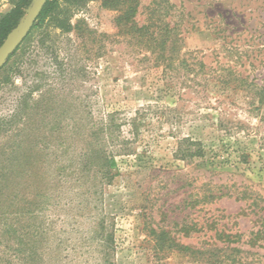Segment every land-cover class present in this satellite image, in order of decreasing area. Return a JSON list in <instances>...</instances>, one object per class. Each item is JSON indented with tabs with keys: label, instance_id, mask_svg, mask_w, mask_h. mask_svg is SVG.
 <instances>
[{
	"label": "rangeland",
	"instance_id": "1",
	"mask_svg": "<svg viewBox=\"0 0 264 264\" xmlns=\"http://www.w3.org/2000/svg\"><path fill=\"white\" fill-rule=\"evenodd\" d=\"M16 1L0 0V18ZM138 1L143 26L154 0ZM171 3L191 69L155 67L116 26L117 12L88 0L72 8L74 30L39 26L0 70V148L21 127L5 123L29 94L40 101L33 154H77L79 127L114 109L129 141L130 120L144 119L131 154L118 158L121 175L98 195L77 188L40 217L0 218V264H104L101 222L114 238L110 264H264V109L255 94L264 89V0ZM183 139L202 141L205 159L177 158ZM162 231L203 255L161 250Z\"/></svg>",
	"mask_w": 264,
	"mask_h": 264
},
{
	"label": "trees",
	"instance_id": "2",
	"mask_svg": "<svg viewBox=\"0 0 264 264\" xmlns=\"http://www.w3.org/2000/svg\"><path fill=\"white\" fill-rule=\"evenodd\" d=\"M87 1L49 0L27 38L35 29L45 24L53 30H59L61 34L70 33L76 28L71 23L72 8L79 10ZM33 2L34 0H17L14 8L0 18V49L24 19ZM139 5L138 0H102L104 8L117 12L116 26L128 31L132 41L149 54L155 67L163 68L164 71L191 69L185 55H182L183 45L178 26L171 21V11L174 7L171 0H154L148 9V20L143 26H139L136 22ZM201 66L203 68L202 64ZM255 94L258 96V108L264 109V89H257ZM30 98L31 94L24 97L18 111L9 122L5 123L8 126L20 119L21 127L15 131L13 138L11 137L13 141L8 142L9 149L6 145L0 148V218L40 217L50 207L55 206L56 200L65 192H74L77 188L85 187V194L90 198L98 195L99 188L111 185L121 175L118 158L131 154L130 145L139 139L143 126L144 119L139 115L130 120L132 140L129 141L122 133V127L128 122L120 121V111L114 109L109 111L100 122L83 124L79 127L84 133L81 138L82 148L77 154L65 156L64 153H53L48 156L41 148L33 154L27 151V143L32 144L30 128L34 111L40 101L32 104ZM54 126L51 131L56 130V125ZM207 151L202 141L183 139L179 141L175 155L182 161L204 160ZM239 158L242 163H247L246 154L241 153ZM100 225L102 229L100 233H95V238L101 248L103 263L110 264L114 255L113 234L105 235L102 232L103 222ZM154 234L161 250L165 248L178 250L183 254L190 253L193 256L203 255L200 250L179 245L166 231L160 234L154 232Z\"/></svg>",
	"mask_w": 264,
	"mask_h": 264
},
{
	"label": "water",
	"instance_id": "3",
	"mask_svg": "<svg viewBox=\"0 0 264 264\" xmlns=\"http://www.w3.org/2000/svg\"><path fill=\"white\" fill-rule=\"evenodd\" d=\"M48 1L49 0H34L24 19L8 36L7 40L0 49V70L7 64L9 58L17 51L23 41L28 37Z\"/></svg>",
	"mask_w": 264,
	"mask_h": 264
}]
</instances>
